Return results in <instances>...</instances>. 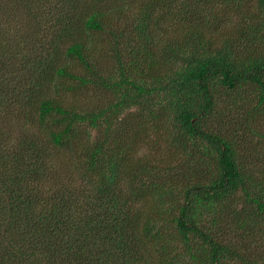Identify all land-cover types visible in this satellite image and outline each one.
I'll return each mask as SVG.
<instances>
[{"label":"trees","instance_id":"obj_1","mask_svg":"<svg viewBox=\"0 0 264 264\" xmlns=\"http://www.w3.org/2000/svg\"><path fill=\"white\" fill-rule=\"evenodd\" d=\"M83 1L19 0L27 31L0 0V264H245L264 245V19L246 0H149L116 34L110 6ZM160 2L179 33L165 43ZM219 3L247 16L215 48Z\"/></svg>","mask_w":264,"mask_h":264},{"label":"rangeland","instance_id":"obj_2","mask_svg":"<svg viewBox=\"0 0 264 264\" xmlns=\"http://www.w3.org/2000/svg\"><path fill=\"white\" fill-rule=\"evenodd\" d=\"M3 1V0H2ZM93 0H84L82 4L84 3H92ZM95 1V0H94ZM93 1V2H94ZM105 1L108 6L112 9L111 12V27L116 34H119L122 30H124V33H130L131 31L133 32L139 23L140 19L139 17L141 14L146 13L144 9V3L147 4L149 0H101ZM158 0H152L153 3L157 2ZM248 2V9L250 12H255L257 15L260 16V19H264V9L260 7L258 0H246ZM150 2V1H149ZM1 3V2H0ZM3 8H4V15L5 18L6 16H10V22L15 25V23H19V28L21 29H26L29 31L30 29H33L35 26L34 19L28 15L25 12V6L24 3H21L16 1L14 4L9 5L7 4L6 0L5 2H2ZM14 6L17 7L18 11L21 13V16H18V18L13 19V17L9 14L10 12L14 11ZM167 8L165 7L163 2L158 3L157 7H154L152 10H154L153 15H156L157 13H160L162 15L163 21L161 22V17H157L158 20H156V17L153 18L152 26L155 29V37L158 39L157 42L159 43H165V42H170L178 38V32L176 29V24L175 21L177 18L175 16V13L172 14L171 16L165 14V10ZM215 12L217 13L219 17V24L220 28H217L216 30L211 31L212 33L210 34V38L214 41V46L215 48H218L221 46V44L225 40H231L232 42L237 41V36L236 34L233 36L228 37L230 34L233 33L232 27L235 24H239L243 18V16H247V12L245 8L242 7H236L235 5H226V3H219L217 4L215 8ZM159 24H158V22ZM132 35V34H131ZM91 39V38H90ZM114 38L108 34L104 35H96L92 39V47H93V55L95 57L97 65L101 68L102 66H105V70L110 72L114 71L117 69L118 66V57L120 53H116L114 49V43L111 42ZM237 43V42H236ZM240 48V47H239ZM254 50L256 47H253ZM123 51V55L121 54V58L124 62L128 61L129 58V50L128 48L121 47ZM256 51V50H255ZM78 68H76V71L78 72ZM107 72V73H108ZM101 93L97 91H92L90 92L85 99H81L80 103L82 104H88V102L93 98L92 101L94 100H99ZM110 97V94L108 95ZM88 101L87 103H84L85 101ZM102 101V98L99 100ZM230 101V100H229ZM98 102V101H95ZM230 103L227 104V108L229 107ZM230 113L231 115L229 118H237L241 116L242 112L239 108H235L233 111L231 109ZM263 131H264V127ZM152 144H154L156 151L159 148L165 147L166 144H160V143H155L152 140ZM243 148L247 146V143L243 141L242 145ZM145 148L142 149L141 154L145 153ZM148 150V149H147ZM153 150H148V152H156ZM173 151V150H171ZM157 155L167 157V155L164 154V150L160 152L157 151ZM232 235V234H231ZM229 236V238L231 237ZM232 241H236L239 238V235L234 234L232 235ZM236 236V237H234ZM259 242L264 243V240H260ZM180 250L181 248L178 247ZM264 256V245L262 244H257V245H252L251 246V251L249 257L246 259L245 264L247 263H253V262H260V264L264 263L261 258ZM186 258L185 260L181 259L182 264H196L188 260L189 258ZM225 264H243L242 262L238 260H229L225 261Z\"/></svg>","mask_w":264,"mask_h":264}]
</instances>
